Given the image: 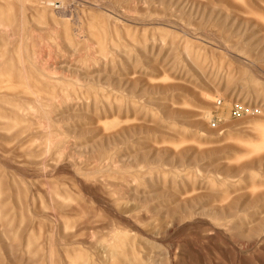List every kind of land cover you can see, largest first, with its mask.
Wrapping results in <instances>:
<instances>
[{"label":"rangeland","instance_id":"obj_1","mask_svg":"<svg viewBox=\"0 0 264 264\" xmlns=\"http://www.w3.org/2000/svg\"><path fill=\"white\" fill-rule=\"evenodd\" d=\"M0 264H264V0H0Z\"/></svg>","mask_w":264,"mask_h":264},{"label":"built area","instance_id":"obj_2","mask_svg":"<svg viewBox=\"0 0 264 264\" xmlns=\"http://www.w3.org/2000/svg\"><path fill=\"white\" fill-rule=\"evenodd\" d=\"M220 103H221V100L220 99H217L216 101H215V105H220ZM235 111V114L236 115H239L240 114V110L238 109V108H236V109H234ZM216 124V122H212V125H215Z\"/></svg>","mask_w":264,"mask_h":264}]
</instances>
